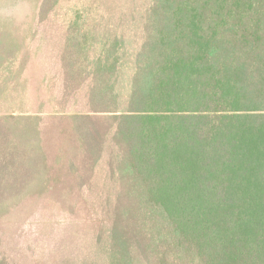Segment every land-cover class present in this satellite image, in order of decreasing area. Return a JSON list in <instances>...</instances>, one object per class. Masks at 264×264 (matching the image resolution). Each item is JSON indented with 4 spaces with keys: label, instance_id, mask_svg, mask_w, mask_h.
I'll use <instances>...</instances> for the list:
<instances>
[{
    "label": "trees",
    "instance_id": "obj_1",
    "mask_svg": "<svg viewBox=\"0 0 264 264\" xmlns=\"http://www.w3.org/2000/svg\"><path fill=\"white\" fill-rule=\"evenodd\" d=\"M230 1H155L124 110L115 63L94 65L90 109L114 114L123 151L114 259L162 263L141 220L171 230L180 261L264 264V46L259 30L228 29Z\"/></svg>",
    "mask_w": 264,
    "mask_h": 264
},
{
    "label": "rangeland",
    "instance_id": "obj_2",
    "mask_svg": "<svg viewBox=\"0 0 264 264\" xmlns=\"http://www.w3.org/2000/svg\"><path fill=\"white\" fill-rule=\"evenodd\" d=\"M155 1L0 0V264L128 263L112 250L123 151L114 114L93 113L89 94L94 65L108 56L126 108ZM229 7L240 21L228 29L259 30L264 46V0ZM142 222L147 254L200 264L174 258L165 224Z\"/></svg>",
    "mask_w": 264,
    "mask_h": 264
}]
</instances>
